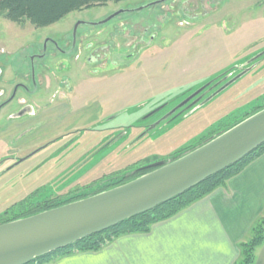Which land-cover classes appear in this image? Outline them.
<instances>
[{
  "label": "rangeland",
  "instance_id": "1",
  "mask_svg": "<svg viewBox=\"0 0 264 264\" xmlns=\"http://www.w3.org/2000/svg\"><path fill=\"white\" fill-rule=\"evenodd\" d=\"M111 15L106 23L80 25L73 43L78 21ZM47 39L57 46L44 47ZM100 44L105 49L99 53H108L103 67L81 65L74 57L82 51L85 58ZM71 47L70 54L61 52ZM13 82L25 88L0 111V161L7 157L0 162V214L25 199L91 185L140 154L151 163L148 152L186 147L199 137L186 141L189 134L230 123L264 104V0L110 1L72 11L45 27L0 15L4 95ZM204 86L209 90L197 101L178 108ZM19 99L33 114L17 115ZM87 122L70 141L26 157L37 147L30 144ZM144 125L148 128L142 130ZM16 158L24 160L15 164Z\"/></svg>",
  "mask_w": 264,
  "mask_h": 264
},
{
  "label": "water",
  "instance_id": "2",
  "mask_svg": "<svg viewBox=\"0 0 264 264\" xmlns=\"http://www.w3.org/2000/svg\"><path fill=\"white\" fill-rule=\"evenodd\" d=\"M112 17L109 16L102 23ZM244 72L220 86V89L227 87ZM204 87L178 107L185 105ZM263 143L264 107L227 129L193 144L177 157L144 165L142 169L152 170L126 183L4 222L0 224V264H27L149 211L228 168Z\"/></svg>",
  "mask_w": 264,
  "mask_h": 264
},
{
  "label": "crops",
  "instance_id": "3",
  "mask_svg": "<svg viewBox=\"0 0 264 264\" xmlns=\"http://www.w3.org/2000/svg\"><path fill=\"white\" fill-rule=\"evenodd\" d=\"M209 130L188 133L186 141L207 135ZM171 149L148 152L147 157L157 161L171 153ZM143 157L140 154L103 173L107 175L106 172ZM263 215L264 153L229 178L224 186L171 218L154 223L148 232L123 234L98 251L73 252L47 264H232L238 256V243L247 238L251 225ZM253 264H264V242L256 248Z\"/></svg>",
  "mask_w": 264,
  "mask_h": 264
},
{
  "label": "trees",
  "instance_id": "4",
  "mask_svg": "<svg viewBox=\"0 0 264 264\" xmlns=\"http://www.w3.org/2000/svg\"><path fill=\"white\" fill-rule=\"evenodd\" d=\"M110 1L118 2L121 0H0V15L13 22L21 23L27 21L34 27H45L57 22L72 11L103 5ZM263 107L264 104L256 105L251 108L249 112H245L241 118L234 117L235 119L230 123L221 121L216 125H219L220 127L211 128L207 135H202L196 138L194 144L227 129L234 123H237L240 119ZM192 145L193 144H190L173 151L161 159L177 157ZM263 153L264 143L228 168L208 177L184 193L169 199L155 208L128 218L106 230L84 237L68 247L36 258L27 264H47L58 257L73 252L98 251L104 245L120 235L148 232L154 223L171 218L183 209L192 205L194 202L212 193L215 189L224 186L229 178L237 175L246 165ZM146 162L147 160L145 159L135 160L121 169L103 175L97 182L95 181L91 185L83 188L71 189L64 194L55 193L47 197L40 196V198H29L14 203L0 214V224L82 199L89 195L126 183L152 170L141 168L144 165L149 164ZM263 242L264 215L254 221L249 229L247 238L238 243V256L232 264H253L256 248Z\"/></svg>",
  "mask_w": 264,
  "mask_h": 264
},
{
  "label": "flooded vegetation",
  "instance_id": "5",
  "mask_svg": "<svg viewBox=\"0 0 264 264\" xmlns=\"http://www.w3.org/2000/svg\"><path fill=\"white\" fill-rule=\"evenodd\" d=\"M211 1H214V3H216V2H220L221 0H211ZM103 21V20H102ZM102 21H96V22H85V21H78L75 25H74V29H73V32H72V38H73V43H74V41H75V34H76V30H77V28L80 26V25H91V26H94V25H97V24H102ZM104 23H106V22H104ZM82 38H85L84 36H82L81 37V39L80 40H82ZM49 42H51L54 46H57V44H56V42H54L52 39H47L45 42H44V47H46V44L47 43H49ZM72 43V45H74ZM101 45V44H100ZM142 45V44H141ZM75 47V46H74ZM74 47H71V48H69V49H66V50H60L63 54H65V55H67V54H70L71 53V51H73L74 50ZM84 48V50L86 49V47H83ZM103 49H105V47L103 46V45H101V48H93L92 49V51H89L88 52V54L85 56V58H81V52L82 51H79L76 55H74V57L76 58V59H78L79 58V63H81V65H88V64H90V65H94V66H102L103 67V65L101 64V60L103 59L102 57L103 56H105V54H108L107 52L104 54H100L99 53V51H103ZM46 69H43V71H45ZM42 72V71H41ZM39 77H40V75H39ZM32 78H33V73H32ZM13 83H15V82H13ZM13 83H12V85H13ZM209 84H211V86H212V88H214V85H217L216 83H210V82H208ZM18 88H25V86L21 83V82H16L15 84H14V87H13V89H14V91H13V89H11V91L10 92H8L7 94H5L4 95V93H3V90H0V97H2V99H4V100H0V111L3 109V107H5L9 102H11L14 98H15V96H16V92H17V90H18ZM207 90H209V88L206 86V87H204L196 96H193L189 101H188V103L189 102H192V101H194V100H198L199 99V97H201V95L205 92V91H207ZM26 92L27 93H34V91H30L28 88H26ZM3 95L5 96V97H3ZM19 101H20V103L21 104H23V105H21L20 106V110H19V113L17 114V115H23V114H33V109H32V106L31 105H28V104H24L25 102H22L23 100H21V99H19ZM187 103V104H188ZM186 105V104H185ZM185 105H183L182 107H184ZM160 108V107H159ZM179 108V107H178ZM158 109V108H157ZM77 110H79V109H77ZM77 110H74V111H71V113L72 114H75V113H81L83 110H81V111H77ZM24 112V113H23ZM115 114V113H114ZM98 117L99 116H95V119H94V121L95 120H97L98 119ZM112 117H114V115L112 116ZM112 117H110V118H112ZM88 125V122L87 123H85V124H82V125H76V126H73V127H70V128H68L65 132H63V131H61V132H59V133H57V134H53L54 136H52V137H48L47 139H44V140H42V141H40V142H38V143H32V144H30L28 147H35V146H37L35 149H33L32 151H30L27 155H26V157H28L29 155H32V153H35V152H37V151H39V150H41V149H43V148H45L46 146H48V145H50V144H52V143H58V142H67V141H70V138L73 136V134L74 133H76V132H78L79 130H82V129H85L87 126H85V125ZM147 125H144V126H141V128H142V130H144L143 128H148V127H146ZM101 129L100 130H105V127L104 126H101L100 127ZM113 128H115V127H112V129ZM74 142V141H73ZM25 157V158H26ZM4 160H7V157L6 158H4L2 161H0V162H3ZM22 160H24V158H16L15 160H13L12 159V162L13 163H15V164H17L18 162H21ZM14 164V165H15ZM13 166V165H12ZM6 210V209H5ZM4 210V211H5Z\"/></svg>",
  "mask_w": 264,
  "mask_h": 264
}]
</instances>
